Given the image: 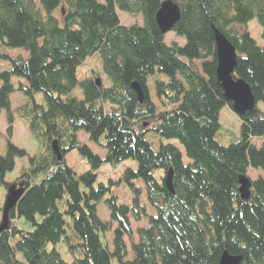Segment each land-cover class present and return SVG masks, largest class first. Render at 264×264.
Instances as JSON below:
<instances>
[{
    "label": "trees",
    "instance_id": "16d2710c",
    "mask_svg": "<svg viewBox=\"0 0 264 264\" xmlns=\"http://www.w3.org/2000/svg\"><path fill=\"white\" fill-rule=\"evenodd\" d=\"M162 1L0 0V49L28 52L0 51L10 60L0 71V113L7 110L11 132V94L19 89L29 95L18 111L39 144L30 155L9 141L0 153V187L9 186L5 176L16 158L28 157L19 176L25 191L0 232V264H113V258L119 264H218L224 251L242 255L240 264H264V176L248 174L250 167L264 172V111L256 103L240 116V135L228 144L219 141L220 110L231 103L217 78L213 30L236 47L235 74L251 86L256 102L264 101V43L245 28L256 17L264 39V0H174L181 19L173 31L185 37L183 44L165 42L156 21ZM117 7L141 14L143 23L122 24ZM96 53L111 84L98 85L92 76L80 81L83 98L70 95L79 84L77 68ZM13 75L26 82L16 87ZM134 81L144 89L142 102ZM149 83L163 110H157ZM37 91L45 104L36 101ZM79 131L106 149L104 158L78 140ZM164 137L176 138L187 160ZM71 149L87 158L90 170L78 173L67 163ZM127 159L136 166L95 187L103 162ZM170 169L173 194L165 183ZM241 175L252 182L249 200L239 192ZM113 183L129 187L131 202L113 193ZM144 190L155 214L142 203ZM104 197L110 220L98 214ZM147 217L135 232L133 220ZM22 220L32 228L19 225ZM110 230L112 250L101 240ZM60 242L72 262L61 256Z\"/></svg>",
    "mask_w": 264,
    "mask_h": 264
},
{
    "label": "rangeland",
    "instance_id": "374dc122",
    "mask_svg": "<svg viewBox=\"0 0 264 264\" xmlns=\"http://www.w3.org/2000/svg\"><path fill=\"white\" fill-rule=\"evenodd\" d=\"M100 2H104L105 0H99ZM39 2V0H37ZM117 12L119 14V18L122 24L131 25V24H142L143 18L142 15L139 14L137 16L130 14L129 12L120 9L117 7ZM251 34V36L260 44L264 43L263 39V28L255 17L251 19L245 27ZM177 41L179 44H183L185 42V37L182 35H178L173 30L165 33V42L171 44L172 42ZM0 51L7 53L9 56H15L17 54L27 55L28 52L23 48H8V49H0ZM10 60L7 57H4L0 54V71L7 69L9 67ZM199 64L200 61H197ZM99 74V75H98ZM94 76L95 79H101L106 86L111 84V80L105 72L102 64V59L100 53L94 54L92 57L85 60L78 68H77V78L79 80V84L70 92V95L77 96L78 98H83V91L80 85V81L85 80ZM13 81L18 87V81L26 82L24 77H20L17 75L12 76ZM149 93L152 100L155 102L157 110H163L165 107L160 103L154 86L152 83H149ZM30 96L25 94L23 91L17 89L11 94V111L13 113L14 120L12 122V130L9 132L10 123L8 120L7 110H3L0 113V153L5 154L7 150V144L9 141L14 144L27 149L30 155L35 154L39 149L38 142L32 137L30 133L29 127L24 123L22 117L19 114L18 108L30 101ZM35 99L40 104H45V98L42 91L35 92ZM257 106L264 111V101L257 102ZM220 129L218 131L217 137L219 141L223 144H228L236 139L240 135L241 129V117L234 112L230 105H225L220 110ZM152 133H148V138L152 139ZM78 140L82 143H87L94 152H97L101 157H105L106 149L95 144L94 142L89 140L88 135L84 131H79L77 133ZM163 142H174L179 148L183 151V146L179 143L176 138H162ZM253 143L257 145H261L262 138L259 136H254L252 138ZM159 146V142H154V147L157 148ZM65 159L67 163L75 169L78 173L86 172L91 169V165L88 162L87 158L79 152L78 149H71L66 153ZM184 159L187 160V156L184 153ZM28 166V157H17L15 168L6 173V181L11 184H20L23 183L20 180L19 176L21 174V170L24 167ZM128 166H136V161L132 159H127L125 161L119 162L115 165H112L110 162H103L99 169H97V180L95 182V187L98 186L99 183L109 184L110 180L116 181L118 180L123 171ZM248 174L251 178H256L259 174L264 176V172L261 169H257L254 167H250L248 170ZM113 193L118 195L120 199L124 202H131L132 194L129 187L125 183L116 184L113 183ZM7 186L3 184L0 187V220H2V211L5 203V197L7 194ZM82 190L89 191V187L85 186L83 183L81 184ZM106 197H104L98 204V214L103 220H110V211L107 206ZM142 203L147 207V211L150 214H155L154 207L149 203L146 197V192L144 190L142 196ZM1 222V221H0ZM19 225L24 226L28 229L32 227L26 225L25 222L19 221ZM148 217L142 219L141 221L133 220L132 225L136 232V229L139 226L147 225ZM116 226V223L113 224V228ZM113 232L112 230L107 231L106 235L101 234V240L105 245H108L109 248L113 249ZM57 248L61 253V256L67 260L68 262L73 261V256L68 251L67 245L64 242H60L57 244ZM113 264H119L116 258H113Z\"/></svg>",
    "mask_w": 264,
    "mask_h": 264
},
{
    "label": "water",
    "instance_id": "95a60500",
    "mask_svg": "<svg viewBox=\"0 0 264 264\" xmlns=\"http://www.w3.org/2000/svg\"><path fill=\"white\" fill-rule=\"evenodd\" d=\"M181 19V10L178 3L174 0H163L156 14V21L163 33L174 29L175 25ZM217 53V78L224 90V96L231 103L232 109L239 116L244 115L247 111L253 110L256 106V99L251 86L241 77L235 74L237 64V51L232 42L217 28H213ZM98 85L101 84L100 79L96 80ZM133 89L136 91L139 101H143L145 97L144 89L137 81L132 83ZM53 150L59 160L64 155L61 152L58 141L53 142ZM165 183L173 194V169L167 173ZM239 192L241 198L249 200L251 195L252 182L248 176L241 175L239 177ZM25 191V184H11L7 188L5 203L2 211V220L0 222V232L7 229L10 225V210L14 208ZM242 255H231L224 251L218 264H240Z\"/></svg>",
    "mask_w": 264,
    "mask_h": 264
}]
</instances>
